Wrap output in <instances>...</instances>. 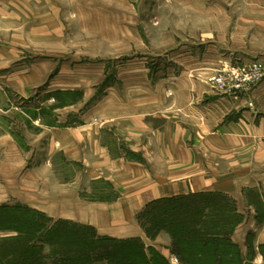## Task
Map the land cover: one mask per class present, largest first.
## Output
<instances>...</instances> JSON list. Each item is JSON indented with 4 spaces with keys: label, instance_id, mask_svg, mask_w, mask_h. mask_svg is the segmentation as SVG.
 <instances>
[{
    "label": "crops",
    "instance_id": "obj_1",
    "mask_svg": "<svg viewBox=\"0 0 264 264\" xmlns=\"http://www.w3.org/2000/svg\"><path fill=\"white\" fill-rule=\"evenodd\" d=\"M39 1L0 0V112L9 110V94L31 97L41 80L34 61L15 62L18 49L33 47L25 34L33 42L40 32L33 19ZM193 50L181 60L191 62L182 63L188 72L174 77L186 82L181 87L139 92L126 102L113 94L110 107L95 104L79 123L41 126L47 131V163L33 172L31 199L24 204L49 218L92 226L99 235L141 237L167 256L169 237H145L137 212L159 198L220 192L244 215L231 236L240 252H247L250 231L255 246L264 243V220L256 223L254 206L244 198L251 189L264 208V86L247 95L216 90L210 81L227 61L218 59L211 45L198 43ZM59 157L79 168L71 179H59ZM96 182L107 184L115 197L89 201L84 193Z\"/></svg>",
    "mask_w": 264,
    "mask_h": 264
},
{
    "label": "rangeland",
    "instance_id": "obj_2",
    "mask_svg": "<svg viewBox=\"0 0 264 264\" xmlns=\"http://www.w3.org/2000/svg\"><path fill=\"white\" fill-rule=\"evenodd\" d=\"M39 5V16L33 19L38 20L40 32L33 42L30 34H25L33 47L18 49L15 62L34 61L41 80L31 97L9 94V110L0 112V205L29 206L22 200L31 199L33 172H42L47 163V131L41 126L79 123L81 115L95 104L110 107L113 94L126 102L129 95L142 94L139 92L181 87L186 82H177L174 77L187 71L182 63L191 62L181 60L188 58L198 43L211 45L218 59L227 61L210 81L216 90L247 95L264 86V0H41ZM219 76L227 77L228 88L217 86ZM107 96L109 101L104 103ZM55 164L62 181L79 171L61 157ZM88 186L84 196L89 201L115 197L107 184ZM43 188H47L46 181ZM244 198L254 206L256 223L264 220L259 194L248 189ZM145 206L136 214L137 226L149 240L166 234L169 255L147 246L141 237L112 238L138 239L169 264H182L173 253L166 226L157 225L149 213L138 218ZM240 216L231 236L243 222L244 215ZM69 222L71 226L83 225ZM12 235L15 232L0 230V244ZM254 237L253 231L247 234V252H241V257L246 264H264V243L255 246ZM36 245L43 248L38 264H57V252L65 251L45 240ZM257 255L262 259L259 263ZM5 263L0 256V264Z\"/></svg>",
    "mask_w": 264,
    "mask_h": 264
},
{
    "label": "trees",
    "instance_id": "obj_3",
    "mask_svg": "<svg viewBox=\"0 0 264 264\" xmlns=\"http://www.w3.org/2000/svg\"><path fill=\"white\" fill-rule=\"evenodd\" d=\"M148 213L157 225L163 224L169 230L173 253L182 264L247 263L230 238L241 216L227 195L199 192L159 198L147 203L138 218ZM51 222L43 212L29 206L0 205V230L15 232L0 244V256L5 264H38L43 249L36 245L40 240L65 249L57 252V264H169L138 239L99 236L92 227L71 226L67 220H56L49 225ZM147 233L155 235V232Z\"/></svg>",
    "mask_w": 264,
    "mask_h": 264
},
{
    "label": "built area",
    "instance_id": "obj_4",
    "mask_svg": "<svg viewBox=\"0 0 264 264\" xmlns=\"http://www.w3.org/2000/svg\"><path fill=\"white\" fill-rule=\"evenodd\" d=\"M258 73V75H259V71H257L256 72V74ZM257 75V76H258ZM256 76V77H257ZM255 77V78H256ZM215 83L217 84V86L219 87V88H228L229 87V85H228V79H227V77H225V76H219V77H217L216 79H215ZM236 87H239V85H235Z\"/></svg>",
    "mask_w": 264,
    "mask_h": 264
}]
</instances>
